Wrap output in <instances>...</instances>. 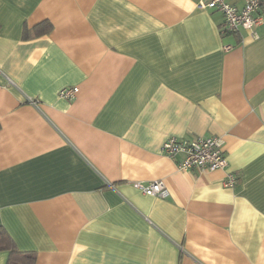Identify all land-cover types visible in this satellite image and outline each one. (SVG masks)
Listing matches in <instances>:
<instances>
[{
    "label": "crops",
    "instance_id": "crops-1",
    "mask_svg": "<svg viewBox=\"0 0 264 264\" xmlns=\"http://www.w3.org/2000/svg\"><path fill=\"white\" fill-rule=\"evenodd\" d=\"M202 1L0 0V225L36 264H264V1L238 32ZM211 135L225 169L161 150Z\"/></svg>",
    "mask_w": 264,
    "mask_h": 264
},
{
    "label": "built area",
    "instance_id": "built-area-1",
    "mask_svg": "<svg viewBox=\"0 0 264 264\" xmlns=\"http://www.w3.org/2000/svg\"><path fill=\"white\" fill-rule=\"evenodd\" d=\"M264 0H245L238 6L232 0H203L200 5L221 11L224 15V27L229 32H238L241 29L252 30L262 22L259 8ZM230 48V45L226 46ZM79 90L78 86H64L59 95L73 98ZM224 140L220 136L211 135L198 138H184L170 136L162 143L161 150L164 154L174 158L180 157L177 166L182 170L191 168L225 169L228 166L224 148ZM238 178L234 172H228L224 181L227 186H234ZM135 186L143 193L156 195L162 198L170 194L169 187L164 179L152 181H136Z\"/></svg>",
    "mask_w": 264,
    "mask_h": 264
},
{
    "label": "trees",
    "instance_id": "trees-1",
    "mask_svg": "<svg viewBox=\"0 0 264 264\" xmlns=\"http://www.w3.org/2000/svg\"><path fill=\"white\" fill-rule=\"evenodd\" d=\"M52 24L49 21H43L35 25L32 29L27 26L22 30L23 38L33 35H40L51 30ZM8 251L7 264H36V254L32 251L20 249L8 230L0 225V251Z\"/></svg>",
    "mask_w": 264,
    "mask_h": 264
}]
</instances>
